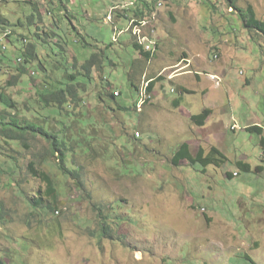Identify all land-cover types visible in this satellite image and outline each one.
I'll use <instances>...</instances> for the list:
<instances>
[{"label":"rangeland","instance_id":"374dc122","mask_svg":"<svg viewBox=\"0 0 264 264\" xmlns=\"http://www.w3.org/2000/svg\"><path fill=\"white\" fill-rule=\"evenodd\" d=\"M61 1L2 2L0 17L11 26H0V36L13 33L7 50H0V88L21 110L26 102L34 104L43 77L48 82L60 81L64 74L76 73L92 53L103 51V70L100 75L92 70L91 83L86 86L85 110L97 121L102 140L92 148L113 149L119 162L125 160L124 167L112 169L114 160H106L101 152L77 158L89 203L71 188L55 217L41 225L28 215L17 193L22 189L32 194L39 182L28 177L20 187H10L2 173L7 167L1 163L0 201L9 217L6 224H0L4 263L250 264L241 258L246 255L253 264H264V37L249 36L237 13L222 1L211 0L212 8L208 0H155L150 14L141 16L147 24L139 34L150 35L157 46L135 82L140 86L154 78V89L151 100L137 113L139 96L130 89L127 77L138 58L126 32L129 21L112 17L115 27L106 22L118 3L115 13L121 14L123 5L132 18L130 1ZM247 5L264 21V0L237 1L239 8ZM32 14L29 27L27 18ZM18 21L22 28L12 26ZM34 29L43 42L29 34ZM21 39L35 44L46 72H37V62H31L8 88L7 81L18 76L20 65L15 62L25 44ZM175 68L180 70L176 74ZM32 70L35 76L30 75ZM105 80L110 84L107 92L119 94L116 101L124 112L112 104L115 109L111 111L94 100ZM179 92L180 106L174 107ZM3 109L0 104V111ZM204 109L211 110L205 124L192 123L190 116ZM32 113L23 112L27 118ZM252 126L261 127V135L246 131ZM135 131L142 138L132 149L127 141ZM1 139L0 152L16 157L25 169L28 157L23 158ZM185 142L192 154L199 148L204 154L218 148L227 161L221 167L190 166L187 161L175 167L173 153ZM30 144L36 152L46 147L39 137ZM238 161L249 164L250 172L237 167ZM91 203L119 204L110 212L115 217L110 222L115 232L110 239L98 241L95 237L98 223ZM53 225L55 231H49Z\"/></svg>","mask_w":264,"mask_h":264},{"label":"trees","instance_id":"16d2710c","mask_svg":"<svg viewBox=\"0 0 264 264\" xmlns=\"http://www.w3.org/2000/svg\"><path fill=\"white\" fill-rule=\"evenodd\" d=\"M138 1L144 9L151 11L150 8L153 7L155 0ZM215 1H222L229 9L237 13V19L242 29L249 36L255 33L264 37V21L257 19L251 5H247L245 8H239L237 6L238 0ZM208 3V6L214 8V3L211 0H208ZM33 15L27 18L29 27L33 24ZM134 15L139 17L142 13L139 10H135ZM0 26H2V29H5V27H10L11 24L0 17ZM12 26L18 28L22 25L18 21ZM12 33L11 31V34L6 39H9ZM29 34L33 36L35 41L43 42L39 37L37 29H34V32ZM20 38L23 37L20 35ZM22 41L23 39H21L20 43ZM131 44L135 51L139 53L140 58L133 60L130 66L131 71L127 75L128 85L130 89L139 92V87L137 86L138 78L143 75L144 66L150 61L152 55L148 51L144 52L135 40H132ZM22 46L20 53L24 58L25 64L37 61V72L45 74L46 69L38 59L35 44L28 43ZM103 56V51L92 53L82 63L80 68L75 69L76 73L64 74L60 81L52 80L48 82L45 80L46 76L43 77L39 85L42 89L38 90L36 88L35 90L36 100L33 105H36V107H33L34 110H32L33 105H30L28 102L20 110L17 106L18 104L3 92L4 89L0 88V104L4 107L0 111V138H2V142L6 143L10 149H14L15 152L23 155V158L28 157L25 169H21L16 157L11 156L9 153L6 155L5 152H0V155L4 158V160L2 158L0 160V167L1 163L7 167V170L2 171V173H5L7 176L10 187H20L19 185L23 179L28 177L39 182L38 187L32 194H28L22 189H19L17 193L22 198V201L25 202L29 210L28 215L36 219L41 225L46 219L55 217V213L59 212V209L62 208V203L67 199L68 192L71 191V188L78 191L81 194L82 200H86L89 203L90 194L84 187L83 167L79 165L77 158H88L95 152L99 156L101 152L103 158L106 160L109 157L114 160L115 163L112 164V169L124 167L122 163L125 160L124 162H119L114 156L115 151L113 149L100 151L99 149L94 150L92 148L93 144H100L102 140L98 134L99 128H97V121L89 115L88 110H85L86 86L91 83L92 70L98 72L99 75L102 72L104 67ZM53 68L55 69L56 67L53 66ZM74 68H76L75 64ZM17 71L18 76L10 78L7 81L6 87L8 86L9 88L15 85L17 79L26 73V68L24 65H21ZM148 81H150L149 91H151L154 85V79L148 78ZM109 88L110 84L106 81L104 86L101 87L102 91L96 93L94 100H96L99 106L100 103L105 104L111 111L115 109L111 107L112 104L116 106V109L124 112L122 105L116 101L118 96L116 97L113 91L107 92ZM104 90L106 91L103 92ZM180 102V97L176 98L173 103L174 107H179ZM31 111L33 113L30 118H27L23 114V112L28 114ZM210 114L211 110L204 109L199 116L191 115L190 121L197 126H203ZM246 131L256 132L261 135L262 128L252 126L247 127ZM37 137L45 142L46 147L42 152L34 151L32 144H30V140ZM127 143H131L132 149H135L141 143V138H134L132 135V140L130 142L127 141ZM107 144L112 145V142L108 141ZM181 161H187L190 166L200 164L206 168L209 165L221 167L227 159L224 154L214 147L206 154H204L201 148L192 154L187 143H182L173 153L172 164L177 167ZM236 165L241 170L250 172L249 164L238 161ZM228 176L233 178L230 173ZM70 182L72 185L69 184ZM90 206L96 214L98 223L95 237L98 241L103 238L110 239L115 234L110 224V222L114 221L115 217L112 214L110 215V212L116 211L119 204L99 206L91 203ZM105 210L107 211L104 213ZM8 220V213L0 201V224H6ZM55 228V225H53L49 228V231L54 232ZM241 258L253 264L246 255ZM0 264H5L4 258L2 257H0Z\"/></svg>","mask_w":264,"mask_h":264},{"label":"clouds","instance_id":"9594fccd","mask_svg":"<svg viewBox=\"0 0 264 264\" xmlns=\"http://www.w3.org/2000/svg\"><path fill=\"white\" fill-rule=\"evenodd\" d=\"M3 1H5V0H0V5L3 4L2 3ZM129 1H130V5L133 6V11L134 12H135V10H139L142 13L141 16H143L145 14H148V15L150 14L151 11H148V13H147L145 11V9L143 8L142 4L139 3L138 0H129ZM58 2H60V4H62V1L61 0H58ZM124 2L125 1H122L120 4H123ZM118 5H119V3L117 5H114V7L112 8V16L110 15V13H109V15L106 16V22L112 24L111 23L112 17H115L116 19H119L120 18V20L127 18L129 22H128V27L126 29V32L130 34L131 42H132V40H135L137 42L138 46L141 47L144 52H147V51L150 52V54L153 57V55H154V48L157 46L156 40L153 37H151L150 35H148L147 37H144V36H141L139 34L140 30L143 28V26H145L147 24V22H145L143 20L141 21V16L136 17L134 15V12H132V18H128V15L126 13L125 6H123V5L121 7L122 9L119 11L121 14H116L115 11H116V7ZM139 5L142 6V8H140ZM156 5L159 6V4H156ZM150 9L152 10L153 7L150 8ZM0 10H1V8H0ZM142 11L144 12V14H143ZM151 17L152 16H149L150 19H151ZM112 25L115 27V24H112ZM5 34H7V35H5ZM10 34H11V31L3 32L1 34V36H0V50L1 51L7 50V47L10 44V40L9 39H6V37L9 36ZM119 34H121V33H119ZM115 40L117 41V39H115ZM23 42H25V44L22 43V45L28 44L25 39H23ZM22 47L23 46H21V48ZM215 56H216V59H217V54L214 55V58H215ZM138 58H140L139 53H138ZM35 62H37V61H35ZM186 62H187V60H186ZM15 64L20 65V66L21 65H24V66L25 65H29V64H25L24 58L22 56L20 58L16 59ZM186 66L189 67V64L186 65ZM25 67H27V66H25ZM32 71L33 72H31L30 75L31 76H35L36 75V72L34 70H32ZM179 71H178V69L175 68V73L174 74L178 73ZM173 78L172 77H169L168 79L171 80ZM159 80H161V78H159ZM149 83H150V81H148V79H147V82H145V83L142 82L140 86L137 85L139 87V92L136 91L138 93V96H139L138 97V100L136 101V105H135V111L137 113H141L143 107L152 98L154 85H153V88L151 89V91H149ZM171 92H174V90H172ZM114 95L116 97L119 96L118 93H114ZM181 95H182V93L179 92V96L178 97H180V99H181ZM144 97H146V98H145L144 102L141 104V101H142V99ZM136 134H138V136H136ZM133 137L134 138H138V139L142 138V136H141V134H140L139 131H135L134 134H133ZM234 175H236V174H234Z\"/></svg>","mask_w":264,"mask_h":264},{"label":"bare ground","instance_id":"6f19581e","mask_svg":"<svg viewBox=\"0 0 264 264\" xmlns=\"http://www.w3.org/2000/svg\"><path fill=\"white\" fill-rule=\"evenodd\" d=\"M212 79H215V77H211ZM144 100H145V97L142 99V101H141V104L144 102ZM140 107V106H139ZM121 109V108H120ZM199 116V115H198ZM195 117H197V116H195Z\"/></svg>","mask_w":264,"mask_h":264},{"label":"crops","instance_id":"0c3cea01","mask_svg":"<svg viewBox=\"0 0 264 264\" xmlns=\"http://www.w3.org/2000/svg\"><path fill=\"white\" fill-rule=\"evenodd\" d=\"M205 124V123H204ZM186 143V142H185ZM213 148V147H212ZM215 148V147H214ZM216 149H218V148H216ZM219 150V149H218ZM220 151V150H219ZM221 152V151H220ZM222 153V152H221ZM223 154V153H222Z\"/></svg>","mask_w":264,"mask_h":264},{"label":"built area","instance_id":"2783aa9c","mask_svg":"<svg viewBox=\"0 0 264 264\" xmlns=\"http://www.w3.org/2000/svg\"><path fill=\"white\" fill-rule=\"evenodd\" d=\"M5 35H7V34H5ZM146 98V97H145ZM136 136H138V134H136Z\"/></svg>","mask_w":264,"mask_h":264}]
</instances>
